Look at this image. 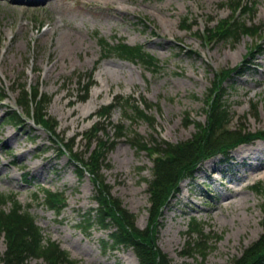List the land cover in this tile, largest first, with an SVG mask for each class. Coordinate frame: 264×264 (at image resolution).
Wrapping results in <instances>:
<instances>
[{
    "label": "rangeland",
    "instance_id": "1",
    "mask_svg": "<svg viewBox=\"0 0 264 264\" xmlns=\"http://www.w3.org/2000/svg\"><path fill=\"white\" fill-rule=\"evenodd\" d=\"M252 1L255 11L246 21L260 27V33L238 42L207 43L200 33L232 14L231 0H0V93L6 96L0 98V193H14L23 206L30 204L43 235L57 241L76 264H139L131 248L110 247V230L88 232L79 225L85 212L97 206L88 174L77 176L67 156L57 155L59 144L45 129L26 118L14 124L6 111L17 108L20 84L39 87L51 97L46 114L56 122L55 135L62 142L73 138L72 152L86 161L99 148L97 140H113L110 126L107 133L87 135L94 122L104 121L95 116L101 106L118 96H131L142 108V97L154 104L146 109L153 124L130 122L118 105L104 121L123 123L127 131L105 152L102 174L111 194L143 229L149 220L153 163L151 154L131 144V132L150 145L154 139L178 143L191 138L195 128L186 114L191 121L205 122L204 99L213 73L241 65L247 50L258 43L264 49V0ZM183 18L188 28L181 26ZM98 37L144 45L161 62L160 69L116 56L102 58ZM254 63L223 82L232 128L242 124L249 131L264 129V51ZM89 74L94 83L80 101ZM252 104L257 105L256 116ZM258 182H264V140L239 145L228 159L217 155L203 161L164 208L158 247L172 264H197L198 254L183 253L186 240L196 238L186 234L195 218L208 235L205 264H230L263 232L262 198L252 189ZM40 187L64 192L67 205L60 214L35 199ZM5 249L0 235V256ZM28 264L45 262L30 259Z\"/></svg>",
    "mask_w": 264,
    "mask_h": 264
},
{
    "label": "trees",
    "instance_id": "2",
    "mask_svg": "<svg viewBox=\"0 0 264 264\" xmlns=\"http://www.w3.org/2000/svg\"><path fill=\"white\" fill-rule=\"evenodd\" d=\"M256 5L252 0H231L230 8L232 14L218 19L211 27L203 30L200 37L207 43L231 39L238 42L240 37L252 36L260 33V27L255 26L246 19L253 16ZM182 27L190 26L187 18H183ZM100 48L103 50L102 58L116 56L120 59L140 63L147 69L156 71L160 69V61L153 54L145 51L142 44H128L118 40L110 43L105 37H98ZM264 49L260 43L247 50L245 60L241 65L233 68H221L213 73V80L204 99L205 122L191 121L186 114L187 122L193 123L195 132L190 139L178 143L153 140V144L144 141L141 135L136 132L129 138L131 144L138 150H144L151 154L152 179L148 184L150 207L148 209L149 220L145 228L141 229L135 224V215L129 212L118 197L111 194V186L106 182L101 168L105 160V152L112 149L121 137L125 138L127 128L123 123L114 124L105 119L109 118L111 110L117 105L120 106L123 115L130 120L146 121L153 124L154 117L146 112L154 104L141 98L142 108L131 96L124 98L118 96L112 103L103 105L95 113V116L104 118V121L94 122L88 136L94 137L99 131L106 132L107 127L113 128V140L102 142L97 140L98 149L89 153L88 160L84 161L81 154L72 152L73 138L65 142L59 140L55 135V120L47 117L46 108L51 97L43 93L39 87L20 84L16 104L24 115L16 109H8V120L14 124L21 125L25 118L33 124L45 129L50 136L54 137L59 144L57 155H66L68 160L75 165L78 177L88 174L94 185L96 194L94 196L97 206L85 212L79 225L84 231L92 228L110 230L108 241L111 248L119 246L131 248L139 264H172L168 255L157 245L158 227L161 225L160 218L163 210L180 191V183L186 178H193L200 164L214 156L222 155L228 159L233 149L241 144L252 143L256 140H264V129L249 131L242 124L237 127H230L232 116L228 105L224 100L226 87L223 82L230 80L234 74H242L244 69L255 65L254 59L257 54L263 53ZM88 81L81 85L82 94L78 100L85 101L90 86L94 83L91 75ZM80 83V81H79ZM6 97L0 93V98ZM158 106V105H157ZM254 115H257V105L252 104ZM91 140V139H90ZM87 141V146L90 143ZM102 147V151L100 150ZM28 181V179H25ZM255 193L261 196L260 204L263 218L261 225L263 232L258 239L246 247L239 257L232 260L230 264H264V182L252 185ZM34 197L40 205L60 214L66 207L63 191H54L50 188L40 187L34 192ZM30 204L23 206L14 193H0V235L6 241V249L0 256L1 264H28L30 259H41L45 264H76L66 250L62 249L59 243L46 238L41 227L36 223L31 214ZM188 223L186 234H195L194 240H186L183 250L185 256L198 254L201 260L197 264H205L209 246L207 245L208 235L203 230L201 222L191 218ZM180 264H192L181 262Z\"/></svg>",
    "mask_w": 264,
    "mask_h": 264
},
{
    "label": "bare ground",
    "instance_id": "3",
    "mask_svg": "<svg viewBox=\"0 0 264 264\" xmlns=\"http://www.w3.org/2000/svg\"><path fill=\"white\" fill-rule=\"evenodd\" d=\"M241 147H243V146H241ZM258 148V147H257ZM241 149V148H240ZM240 149H238L237 151H239ZM242 150H244V148H242ZM249 151V150H248ZM250 153V152H249Z\"/></svg>",
    "mask_w": 264,
    "mask_h": 264
}]
</instances>
